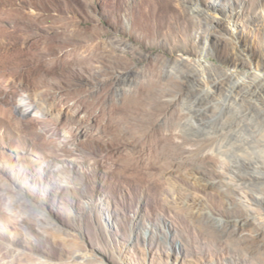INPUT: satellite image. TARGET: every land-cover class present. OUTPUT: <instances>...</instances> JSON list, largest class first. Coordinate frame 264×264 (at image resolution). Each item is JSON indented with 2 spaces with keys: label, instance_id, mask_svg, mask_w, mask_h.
Masks as SVG:
<instances>
[{
  "label": "rangeland",
  "instance_id": "374dc122",
  "mask_svg": "<svg viewBox=\"0 0 264 264\" xmlns=\"http://www.w3.org/2000/svg\"><path fill=\"white\" fill-rule=\"evenodd\" d=\"M195 1L219 20L208 60H233L232 2L262 46L264 0ZM191 3L0 0V264H264L201 214L240 206L178 124L177 60L207 28Z\"/></svg>",
  "mask_w": 264,
  "mask_h": 264
},
{
  "label": "bare ground",
  "instance_id": "6f19581e",
  "mask_svg": "<svg viewBox=\"0 0 264 264\" xmlns=\"http://www.w3.org/2000/svg\"><path fill=\"white\" fill-rule=\"evenodd\" d=\"M191 1L189 8L192 6L196 13L200 12L207 28L200 37L197 58L177 60L184 68L175 75L182 80V94L174 99L181 105L178 124L181 131L191 130L204 138L195 145L198 157L223 158L224 169L211 172L221 176L220 193L230 208L240 206L234 220L213 217L205 206L201 207V214L212 227L231 229L240 248L251 249L256 254V244L264 250V221L258 220L251 208L257 206V211L264 215V14L257 19L263 44L253 51L239 22L243 7H235L232 2L234 7L225 20L228 27L223 29L234 57L218 65L207 57L220 30L215 23L219 20L199 2ZM219 8L217 3L210 6L214 12ZM261 8L264 12V2ZM241 192L245 193L243 198Z\"/></svg>",
  "mask_w": 264,
  "mask_h": 264
}]
</instances>
